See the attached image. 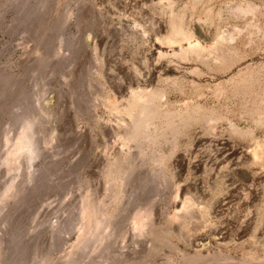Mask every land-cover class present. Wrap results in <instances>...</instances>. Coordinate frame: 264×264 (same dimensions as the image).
<instances>
[{
  "label": "rangeland",
  "instance_id": "rangeland-1",
  "mask_svg": "<svg viewBox=\"0 0 264 264\" xmlns=\"http://www.w3.org/2000/svg\"><path fill=\"white\" fill-rule=\"evenodd\" d=\"M0 264H264V0H0Z\"/></svg>",
  "mask_w": 264,
  "mask_h": 264
},
{
  "label": "bare ground",
  "instance_id": "bare-ground-1",
  "mask_svg": "<svg viewBox=\"0 0 264 264\" xmlns=\"http://www.w3.org/2000/svg\"><path fill=\"white\" fill-rule=\"evenodd\" d=\"M26 135H27V133H26ZM27 136H29V135H27ZM14 148L15 149H13V154L15 155V154H18V153H21V152H25V151H27V152H29L30 151V149H31V139L29 138V137H26V136H21V137H19L18 138V140H17V142H16V144L14 145ZM26 152V153H27ZM11 153V154H12ZM32 153V152H31ZM12 154V155H13ZM28 154H30V153H28ZM33 154V153H32ZM31 154V155H32ZM10 155V154H9ZM11 156V155H10ZM91 216H90V214L88 213V218H90ZM93 220V219H92ZM94 221V220H93ZM99 227V223L97 222V221H95L94 222V230H96L97 228ZM97 231V230H96Z\"/></svg>",
  "mask_w": 264,
  "mask_h": 264
}]
</instances>
